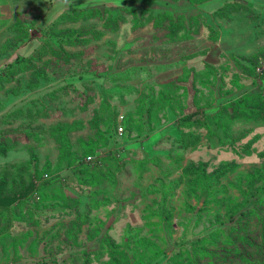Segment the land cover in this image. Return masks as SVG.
<instances>
[{
    "label": "rangeland",
    "instance_id": "1",
    "mask_svg": "<svg viewBox=\"0 0 264 264\" xmlns=\"http://www.w3.org/2000/svg\"><path fill=\"white\" fill-rule=\"evenodd\" d=\"M129 1L0 0V264H264V15Z\"/></svg>",
    "mask_w": 264,
    "mask_h": 264
},
{
    "label": "trees",
    "instance_id": "2",
    "mask_svg": "<svg viewBox=\"0 0 264 264\" xmlns=\"http://www.w3.org/2000/svg\"><path fill=\"white\" fill-rule=\"evenodd\" d=\"M125 6H128V5H125ZM119 7H123V6H119ZM229 7L235 8V9L241 11V12H245L246 14H250L252 16L264 15V0H225L224 6L222 5L221 7H218L217 9H215V11H212L211 13L213 14V17H219L220 16L219 18H224V16H223L224 14L221 15V13H224L223 11H225V14H227V13L230 14L228 16L229 17L228 18L229 21H231L234 18H239L241 20L245 19L243 16H237V17L233 16L232 17L231 13L229 12ZM76 8H74V9H76ZM144 12H148V11H144ZM141 13H143V12H141ZM199 13H201V12H199ZM211 13H209V17L210 18H211V15H212ZM147 14L145 15L146 17L148 16ZM207 23H208V21H207ZM173 24H174V27H176V24H178L177 25L178 28H183L184 29V25L185 24H180L177 21L174 22ZM208 25H211V23L208 24ZM188 26L191 27V24L188 23ZM213 27H215V26L211 25L210 29H212ZM215 30H217V29L215 28ZM211 40H213V39H211ZM213 41H215V40H213ZM238 56L239 55H236V57H238ZM250 56H252V54L249 55V56H247L245 54L244 55L241 54L239 56V57H242L243 60L241 62L246 67H250L251 66V61L249 60ZM23 57H26V56H23ZM254 69H255V72H256L257 76H259L258 78H261V79L264 80V54L260 55L258 57V59L255 61ZM120 122L123 124L124 121L122 120ZM120 122H119L117 128L119 127ZM89 155H93L97 159L95 161H93V162H87L86 161V157L89 156ZM101 159L102 158L99 155L94 154V153H89V154L85 155L81 159V162L84 163V164H91V165H94V166H101V164H102V160ZM7 203H8L7 200L0 201V205H2V204L6 205Z\"/></svg>",
    "mask_w": 264,
    "mask_h": 264
},
{
    "label": "built area",
    "instance_id": "3",
    "mask_svg": "<svg viewBox=\"0 0 264 264\" xmlns=\"http://www.w3.org/2000/svg\"><path fill=\"white\" fill-rule=\"evenodd\" d=\"M124 119V117H123V115H121L120 116V120L122 121ZM119 132L120 133H122L123 132V130H124V128H123V126L122 125H119ZM97 158L95 157V156H93V155H89V156H87L86 157V161L87 162H93V161H95Z\"/></svg>",
    "mask_w": 264,
    "mask_h": 264
},
{
    "label": "crops",
    "instance_id": "4",
    "mask_svg": "<svg viewBox=\"0 0 264 264\" xmlns=\"http://www.w3.org/2000/svg\"><path fill=\"white\" fill-rule=\"evenodd\" d=\"M113 1V0H112ZM115 2H116V4H118V6H122V3H124L123 5H126V4H128V5H130V4H132V3H130V1L129 0H114ZM210 2V1H209ZM212 2V1H211ZM210 2V3H211ZM210 3H208V6L210 5ZM204 7V6H203ZM203 7L201 8V9H203ZM219 7V6H218ZM217 7V8H218ZM199 9H200V7H199ZM212 14V13H211ZM213 18V14L211 15V19Z\"/></svg>",
    "mask_w": 264,
    "mask_h": 264
}]
</instances>
